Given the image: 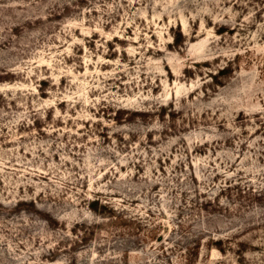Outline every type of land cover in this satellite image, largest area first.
Wrapping results in <instances>:
<instances>
[{"label":"rangeland","instance_id":"374dc122","mask_svg":"<svg viewBox=\"0 0 264 264\" xmlns=\"http://www.w3.org/2000/svg\"><path fill=\"white\" fill-rule=\"evenodd\" d=\"M0 264H264V0H0Z\"/></svg>","mask_w":264,"mask_h":264},{"label":"trees","instance_id":"16d2710c","mask_svg":"<svg viewBox=\"0 0 264 264\" xmlns=\"http://www.w3.org/2000/svg\"><path fill=\"white\" fill-rule=\"evenodd\" d=\"M91 203V202H90Z\"/></svg>","mask_w":264,"mask_h":264}]
</instances>
